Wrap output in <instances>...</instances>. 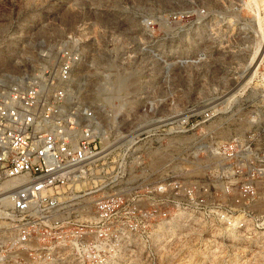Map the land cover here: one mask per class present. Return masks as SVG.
<instances>
[{"label": "built area", "instance_id": "1", "mask_svg": "<svg viewBox=\"0 0 264 264\" xmlns=\"http://www.w3.org/2000/svg\"><path fill=\"white\" fill-rule=\"evenodd\" d=\"M80 43L68 34L51 64L0 72V264H107L145 251L158 227L171 223L251 230L247 216L264 191L258 117L226 141L209 134V144L194 146L196 161L207 151L213 158L211 180L169 174V158L159 173L170 130L184 133L189 121L170 126L161 118L155 127L111 135L73 92ZM255 71L256 101L264 108V50ZM217 114L203 112L198 124ZM151 148L162 154L155 163ZM256 225L262 229L264 220Z\"/></svg>", "mask_w": 264, "mask_h": 264}, {"label": "rangeland", "instance_id": "2", "mask_svg": "<svg viewBox=\"0 0 264 264\" xmlns=\"http://www.w3.org/2000/svg\"><path fill=\"white\" fill-rule=\"evenodd\" d=\"M253 6V0H0V72L51 64L73 34L84 57L72 72V89L97 111L103 127L115 136L155 127L161 118L170 126L188 120V131L170 130L155 170L161 173L158 164L169 158V174L209 181L213 158L207 151L196 161L194 146L209 144V134L223 142L256 122L264 126L256 76L228 99L249 71ZM214 109L217 115L198 124ZM254 115L258 119L250 122ZM260 192L245 235L198 221L171 223L158 227L146 244L150 251L125 252L107 264H264V227L256 225L264 220L257 214L264 211Z\"/></svg>", "mask_w": 264, "mask_h": 264}, {"label": "bare ground", "instance_id": "3", "mask_svg": "<svg viewBox=\"0 0 264 264\" xmlns=\"http://www.w3.org/2000/svg\"><path fill=\"white\" fill-rule=\"evenodd\" d=\"M246 1H248V0H246ZM253 4H254L253 7L255 8L254 15H255V19H256L257 28L252 31L254 36H255V42H253V44H252L253 53L250 55V57L248 58V61H247L248 66H249V71L247 72L246 77L244 79V82L242 83L240 88H238L237 90L232 92L228 96V99L231 97H234L239 89H241L244 86H246L247 84H249L250 81L254 78L255 73H256L255 67H256L257 63L259 62V60L261 59V56H262V53L264 50V19H263L264 16L262 17L260 15V13L262 11H264V6L261 7L262 5L259 4L257 2V0H253ZM156 151L157 150L150 151V156L153 158L154 163H155V161H157V159L159 157H161V155H159V151H157L158 154L156 155Z\"/></svg>", "mask_w": 264, "mask_h": 264}]
</instances>
